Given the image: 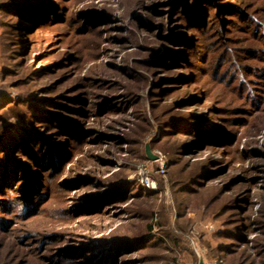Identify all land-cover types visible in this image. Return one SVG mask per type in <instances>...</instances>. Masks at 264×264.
Segmentation results:
<instances>
[{
	"label": "trees",
	"instance_id": "trees-1",
	"mask_svg": "<svg viewBox=\"0 0 264 264\" xmlns=\"http://www.w3.org/2000/svg\"><path fill=\"white\" fill-rule=\"evenodd\" d=\"M96 1L0 0L5 46H15L13 58L27 72L21 84L53 78L0 113V264H178L192 251L193 231L206 264H264V145L257 141L264 132V0H154L155 7L135 0L134 10L175 22L154 26L165 39L137 62L156 77L149 98L157 133L149 146L168 156L173 209L122 172L103 177L82 164L92 158L111 166L94 146L140 147L149 132L138 109L128 134L90 125L140 104L132 86L88 68L115 23ZM28 37L36 61H51L40 70L25 68ZM121 73L148 82L145 74ZM95 218L127 225L101 236L76 233L75 224Z\"/></svg>",
	"mask_w": 264,
	"mask_h": 264
},
{
	"label": "rangeland",
	"instance_id": "rangeland-1",
	"mask_svg": "<svg viewBox=\"0 0 264 264\" xmlns=\"http://www.w3.org/2000/svg\"><path fill=\"white\" fill-rule=\"evenodd\" d=\"M152 1L154 0H148L147 4L155 7V4ZM95 3L99 7L107 6L110 8L115 23L109 26V29L105 34L107 36L105 37L107 41L102 47L103 53L101 58L97 62L89 64L88 68L96 69L99 72V75H102V79H115L114 81L121 82L124 86H132L133 91L139 95L140 104L132 111L113 115L100 122L92 121L90 125L94 128L100 129L101 131H105V133L117 135V137L122 136L124 135L123 133L128 134L132 128H136L137 124H135V122H137V120L135 119L134 113H136V109H138L140 115H142V120L144 121V119H147L146 121L149 123V132L140 147H133L127 144L120 146H113L109 144L94 146L93 154L96 157H100L106 161L109 159L115 161L111 166L104 165L102 162L96 161L92 158H84V162H82V164L85 168L94 170L95 173L103 177H112L114 174L122 172L126 175L129 181L135 179L137 180L139 170L142 167L146 168L147 175L156 184V190L154 192H159L160 202L162 201L173 209L175 205L168 184L169 171L166 166L168 156L158 146V144L155 146L154 150L151 151L158 158L162 157V161H158V159L156 161H151L146 155V146L150 145L151 140L154 139V136L157 133L156 128L154 127L155 122L150 117L152 107L151 100L149 98V89L151 87V83L154 82L156 77L139 69L137 62L143 59H148L150 57V55L147 54L148 49L157 45L158 41H164L165 39L162 37L161 30L159 28L155 30L154 26L157 27L159 24L164 26V24H166L165 28L174 27L175 22H170L169 18L165 15L159 16L154 12L145 14L142 10H134V3H136L135 0H98ZM132 13L135 15L132 16ZM136 17H142L144 20L143 24H145V26H142L139 20H135L133 22ZM151 17H155V24L149 23ZM137 25H140V28H137ZM55 33L56 30L41 32L39 39L41 37H52ZM9 38L10 35H7L3 31V27L0 24V113L11 105L13 101H17L20 97L28 95L27 93L31 92L33 89V91H36L42 88L44 85L49 84V82L53 80V78L50 77L46 78V80L38 79L37 81H34V84L36 83V85H34L32 81H29L26 84H21V82L27 80V72L22 70L21 66H18L20 61L19 58H13L15 56L13 47L15 46L12 45L11 48L5 46L6 42H10ZM108 38L111 39V41H109ZM31 41H33L32 37L25 38V43L30 44L24 48L25 50H28L30 47L29 54L24 58L25 68L29 69L30 66L34 65L37 67V70H40L44 65H49L51 61H36L38 52H31ZM123 69L135 71V75H137V72L143 75L145 74L148 77V82L146 84L144 82L136 84L130 76L126 74L122 75L121 71ZM84 73H86V70ZM125 91H128V89ZM114 93L115 95H118L122 92ZM172 99H174V97H172ZM197 110L201 109L197 108ZM143 114L147 116V118ZM144 123L146 125V122ZM257 141L259 146L264 145V132L257 138ZM144 155L146 156L144 157ZM4 157L6 158L7 154L2 156V159H4ZM162 163L165 168L164 174L159 172ZM159 180L163 183L162 188L159 184ZM85 192H92V190H85ZM145 206L146 205L142 207L145 208ZM188 214V217L190 218L195 217V214L192 211H189ZM175 219V211L172 210V224H174ZM121 224L127 225V221L114 218H95L92 220L83 219L75 224L73 228L76 230V233L101 236L103 233L106 234L112 229L115 230L118 226L120 227ZM206 226L207 229H212V225L210 223ZM137 227L138 225H134L133 228L138 229ZM187 243H189L192 251L185 252L183 256H179L178 264H199L200 259L204 261L206 250L201 246L199 240H197V234H194V231L188 236ZM196 257L198 258L197 262L195 259Z\"/></svg>",
	"mask_w": 264,
	"mask_h": 264
},
{
	"label": "built area",
	"instance_id": "built-area-1",
	"mask_svg": "<svg viewBox=\"0 0 264 264\" xmlns=\"http://www.w3.org/2000/svg\"><path fill=\"white\" fill-rule=\"evenodd\" d=\"M158 161H162V157L158 158ZM159 172H161V174L165 173V168H164V164H161V167L159 169ZM139 183L147 190L149 191H155L156 190V184L153 180H151V178L147 175V170L146 168H141L139 170L138 173V179Z\"/></svg>",
	"mask_w": 264,
	"mask_h": 264
},
{
	"label": "water",
	"instance_id": "water-1",
	"mask_svg": "<svg viewBox=\"0 0 264 264\" xmlns=\"http://www.w3.org/2000/svg\"><path fill=\"white\" fill-rule=\"evenodd\" d=\"M146 155L148 159H150L151 161H156L158 159V157L152 153L149 145L146 146ZM199 264H206V263L202 259H200Z\"/></svg>",
	"mask_w": 264,
	"mask_h": 264
}]
</instances>
